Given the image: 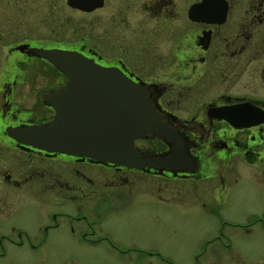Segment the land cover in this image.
I'll return each mask as SVG.
<instances>
[{"label": "flooded vegetation", "instance_id": "flooded-vegetation-1", "mask_svg": "<svg viewBox=\"0 0 264 264\" xmlns=\"http://www.w3.org/2000/svg\"><path fill=\"white\" fill-rule=\"evenodd\" d=\"M45 49L142 86L162 130L134 139L143 163L9 133L57 114L68 74ZM191 224L201 235L178 244ZM251 232L264 234V0H0V264H223Z\"/></svg>", "mask_w": 264, "mask_h": 264}, {"label": "water", "instance_id": "water-1", "mask_svg": "<svg viewBox=\"0 0 264 264\" xmlns=\"http://www.w3.org/2000/svg\"><path fill=\"white\" fill-rule=\"evenodd\" d=\"M42 54L68 74L66 88L49 99L57 114L47 124L17 127L19 142L90 160L141 164L134 139L162 132L146 92L117 68L104 67L76 51L45 49Z\"/></svg>", "mask_w": 264, "mask_h": 264}, {"label": "rangeland", "instance_id": "rangeland-1", "mask_svg": "<svg viewBox=\"0 0 264 264\" xmlns=\"http://www.w3.org/2000/svg\"><path fill=\"white\" fill-rule=\"evenodd\" d=\"M239 199L242 195L239 194ZM201 233L194 224L186 225L185 231L178 236V244L186 246L196 241ZM232 262L223 264H264V234L257 233H240L235 241L234 250L232 251ZM14 259H20L21 253H13Z\"/></svg>", "mask_w": 264, "mask_h": 264}]
</instances>
